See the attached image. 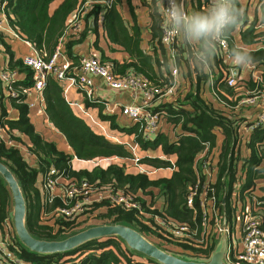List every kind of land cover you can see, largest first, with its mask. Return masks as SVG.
Here are the masks:
<instances>
[{
    "label": "trees",
    "instance_id": "1",
    "mask_svg": "<svg viewBox=\"0 0 264 264\" xmlns=\"http://www.w3.org/2000/svg\"><path fill=\"white\" fill-rule=\"evenodd\" d=\"M85 1L0 0V3L5 10L9 26L21 39L29 42L39 54L48 58L64 36L69 16L77 12ZM106 1L107 3L104 4L92 2L85 16L86 20L89 17L96 20L102 12V25L107 38L112 42L118 41L129 55L130 60L123 64L112 60L111 70L122 74L135 73L152 87L170 84L172 77L169 59L160 41L161 13L155 1L151 0L149 18L159 74L147 72L150 56L141 52L138 32L129 35L124 27L123 19L115 8L116 2L120 0ZM181 1L185 7V0ZM213 1L190 0V7L193 10L192 13L190 12L191 15L194 12L207 13ZM232 5L236 22L227 26L224 32L228 40V49L234 57L237 53L244 54L248 62L260 68L259 78L250 77L243 81L237 78L236 86H228L223 70L228 62L225 63L223 59L216 60L220 72L219 75L212 73L214 101H205L200 95L198 85L204 81L207 83L208 75L199 73L194 80L191 73L186 71L187 68L185 70L184 65L191 58L197 60L196 53L199 55L204 53L201 61L208 62L207 55L213 52L210 35L201 36L198 47L188 45L183 37L184 40L176 41V64L182 70L181 75L187 76L195 85L193 84L192 88L190 86L175 99H170L171 101L162 103L161 100H153V106L159 102L153 107L154 111L161 112L165 116L166 123H169L173 129L178 128L174 131L173 139L164 132H158L152 138H145L144 129L140 128L139 122L119 121L117 114L105 113L101 105L85 101L86 109L91 114L92 111L95 112L97 119L108 126L113 135L123 134L133 138L138 145V153H141L139 164L145 172H140L130 165L129 158L132 153L125 143L107 139L99 129L87 121L89 119L87 116L80 113L76 107L69 105L63 95V83L53 76L48 78L43 90L44 111L51 124L64 136L70 148L68 152L37 132L28 116V108L23 96L4 95L0 88V126L2 134L11 142V144L6 143L0 138V162L10 170L21 189L26 205L25 226L33 237L46 241L64 239L91 227H78V222H82L79 219L81 216H90L91 212L98 210L96 218L102 220L101 225L127 226L167 253L186 260L206 261L219 249L218 237L214 232L215 223L222 219L230 230L236 225L235 205L232 201L235 188H238L242 201L246 195L253 200L251 213L258 218L259 227L264 231V185L261 186L262 194L254 195L257 180H264V126L250 130L246 141L248 156L240 157L239 150L237 151L239 129L247 121L245 119L241 123L243 119L238 118L241 115L237 105L243 97L252 92H264V46L248 50L238 48L232 35L237 25L241 23L240 36L245 44L255 45V42L261 38L264 45V29L257 30L255 24H248L245 27L246 14L241 10V2L232 0ZM258 6L259 24L264 27V0H260ZM87 28L88 25L85 29ZM84 37L85 30L76 34L71 33L63 44L64 53L74 66L78 65L79 59L73 55L72 47L82 42ZM0 43L5 46L8 54V68L26 73L23 82L14 85L30 87L32 71L24 65L22 59L13 58L2 33H0ZM183 52L189 54L187 59ZM5 97L9 99L12 108L17 110L16 118L7 115L2 101ZM215 131H219L222 135L218 146ZM20 144L27 146V151L34 158L33 163H29L24 158L18 147ZM214 151L217 153L214 154ZM159 155L165 158H160ZM73 158L96 163L91 169L74 170L71 163ZM101 159H113V161L102 167L98 163ZM205 167H208L211 173L214 171V179L207 180ZM50 169L55 170L54 176L58 175L64 181L70 180L76 183L85 181L93 188L133 195L139 209H127L104 200L84 207L80 214L68 220L56 213L57 208L65 206L68 202L62 192L53 193L49 201V195L37 187V178L39 176L45 178ZM159 170H170V174H161ZM195 185L198 186V193L205 192L207 203L216 209L217 217L208 214L204 216L198 193L194 197L193 207L187 206V194ZM160 198L163 202H159ZM11 212L12 198L7 183L0 174V229L9 221ZM162 219L172 225L188 226V234L182 237L174 236L166 226L160 224L159 220ZM14 236L17 257L35 264H130V256L134 254L144 257L149 264H161L151 257L132 250L116 235L104 237L105 239H102L103 237L90 239L70 250L56 253L29 251L20 243L18 237Z\"/></svg>",
    "mask_w": 264,
    "mask_h": 264
},
{
    "label": "built area",
    "instance_id": "2",
    "mask_svg": "<svg viewBox=\"0 0 264 264\" xmlns=\"http://www.w3.org/2000/svg\"><path fill=\"white\" fill-rule=\"evenodd\" d=\"M105 2L107 3V1ZM91 3L90 0H86L79 7L73 18V25H70L71 29L65 31L64 36L59 40L55 51L50 57L47 58L45 55L39 54L29 42L24 41L32 48V52L22 58L24 65L32 71L31 86L27 88L15 86L13 84L14 78L12 77V74L7 76L5 70H3L2 76L0 75V81L2 82L3 88L6 89L5 95H10L11 97H19L18 95L23 96L28 109L36 108L37 106L42 107L44 103L43 90L48 78L53 76L56 80L63 83V94L67 92L69 86H72L82 95V98L85 101L101 105L105 113L120 114L129 118L133 123L139 122L140 128L143 127L144 129L145 138H152L163 127V123H165V116L162 115L161 112L154 111L153 100L157 99L165 101L166 99H175L177 96H180L178 90V76L180 74V69L176 64L175 43L179 39H182V32L185 28L183 25L179 28L173 25L169 10L175 5L189 16L188 10L183 6L181 0H161L159 10L161 13L160 41L170 57V75L172 78L170 84L163 85L162 87H152L144 78L135 73L121 75L112 71L110 64L105 65L100 62L95 55L82 57L79 64L74 66L72 61L64 53L63 44L66 37L71 35V33L76 34L81 31L80 22L78 20L88 13ZM8 27L12 29L7 22L3 5L0 3V33L3 34L10 32L18 37L17 33L13 29L10 31ZM226 27L221 30L219 35H210L211 44L213 45V55L218 59H223L225 63L233 57L228 49V40L224 34ZM255 28L259 30L262 29L263 26L258 24ZM263 46V40L260 38L259 47L263 48ZM195 56L197 59H202V56L197 53ZM226 64L227 67L223 68L224 73L226 74V83L228 86H236L238 84V76L233 73V65ZM251 67L252 70L256 68L253 64ZM75 69L79 70L77 75L75 74ZM207 75V83L213 90V76L211 71L207 72ZM93 76L102 78L104 83L113 90L129 91L132 101L129 104L123 105L121 103H110L103 98H97L93 92L95 86L92 78ZM253 78H259V76ZM138 97H140V102H137ZM69 104L73 105L71 102ZM75 106L84 116H87L89 119L92 118L83 104H75ZM247 106L257 107V109L253 120L250 123L244 124L242 131L239 129L238 137L239 140L242 141L246 138V132L264 126V92H252L251 94L246 95L239 101L237 108ZM1 133L2 128L0 126V135ZM105 133L106 132L104 131L103 134ZM117 142L120 141L117 140ZM126 145L132 153L129 158L131 162L130 165L140 172H145V169L139 164L140 156L138 155V145L136 143H128ZM202 155L203 153L200 157ZM159 157L165 158L163 156ZM205 169L207 180L210 181L212 175L211 170H209L208 167H205ZM54 175L55 170L50 169L45 178H42V188L45 194L47 193L49 195L50 201L57 186L61 184L60 191L68 202L65 206L57 208L56 213L68 220L73 219L80 214L84 207L104 200H108L115 205H121L127 209H139V205L133 195L113 193L108 189L93 188L85 181L80 183L70 180L64 181L62 177ZM198 192L197 185L189 189L186 197V204L188 207H193V200ZM198 194L200 207L204 211V216L208 214L209 216L217 217L216 209L213 205L210 206L207 203L205 192L202 191ZM12 216L11 212L9 215V221H7L5 225H3V228L0 229V264H35L21 260L15 253L17 249L14 235L16 234ZM44 216L42 218H44ZM159 222L161 225L166 226V229L171 231L174 236L182 237L188 234V226L186 225H172L169 222L166 223L163 219L159 220ZM237 222H239L241 229V248L239 250H235L233 245L227 242V237L231 239L234 231L230 230L229 226L222 219L215 223L214 232L217 234L218 239H222L223 237L226 239L223 261L226 264H264V231L259 227L258 218L253 216L251 210H248L247 207H245L236 215V223Z\"/></svg>",
    "mask_w": 264,
    "mask_h": 264
},
{
    "label": "crops",
    "instance_id": "3",
    "mask_svg": "<svg viewBox=\"0 0 264 264\" xmlns=\"http://www.w3.org/2000/svg\"><path fill=\"white\" fill-rule=\"evenodd\" d=\"M105 1L106 0L98 1V2H100L101 4H104ZM154 1H155L156 6L159 7V10H160L161 0H154ZM184 2H186L185 7L188 10V13L190 16L191 13L193 12L192 8L190 7V0H185ZM239 2H241V5H242L241 10L245 11V14H246L245 16H246L247 24L245 27H247L248 24L249 25H253V24L258 25L259 21H260V9L258 6L260 4V0H239ZM150 3H151V0H120V1L116 2L115 8L119 12L120 16L122 17L123 25L126 28V30L128 31V34L132 35L133 32H135V31L138 32L139 38H140V44H139L140 50L144 55L150 56V59H148V64H147V68H148L147 72H150L152 74H153V72L155 74H159V66L156 63V58H155V50H154L155 43H154V40L152 39V35H151V31H150V18H149ZM75 14H76V12H74L73 14H71L69 16L68 25H67V29H69V30L71 29V26L73 25L72 21H73ZM249 15H250V17L252 16L253 19H250ZM102 18H103L102 12L99 14V17L96 20H94L92 17H89L86 20L85 15L83 17L79 18L78 21L80 22V29H81V31L85 30V37L83 38L82 42L73 45V47H72L73 55H75L77 57V59H79V61L82 57L95 55L100 60V62L104 63L105 65L110 64L112 60H116L120 64H123V63L129 61L130 58H129L128 53L122 48V46H120V44H118L119 42L118 41L112 42L109 38H107L105 29L103 28V25H102ZM240 24L241 23H239L237 25V27L235 28V30L232 32L235 45L238 48H242L244 50L252 49L253 47H259L260 39L257 42H255V45H253L254 43L253 44H245L244 43V41L242 40V38L240 36V30L242 29V25H240ZM87 25H88V28L85 29L87 27ZM263 29H264V27L262 29H259V30H263ZM11 30L12 29H10V31ZM68 36L66 37V39H68ZM3 37H4V42L6 45H8L10 51L13 54L14 59H18V58L22 59L25 55L32 52V48L30 46H28L24 42L25 40L21 39L19 36L16 37L9 32V33H3ZM182 37L186 39V42L188 43V45L191 44V45H196L198 47L199 39L190 38L185 29L182 32ZM205 49L208 50V48H206V47H205ZM185 53L186 52H183L185 59H187L189 54L188 53L185 54ZM156 54L158 56H160L159 53L156 52ZM201 56L203 58L204 53ZM207 56H208L207 57V59H208L207 63L202 62L201 59L194 60L192 58L186 62L187 65L185 63V65H184L185 70L187 68L186 71L191 73L194 80L196 79V77L199 73L207 74V72L211 71V73H213L215 75H219L220 69L217 67L218 64L216 65V63H215V61L219 60V59H217L212 54V52L211 53L209 52V55H207ZM166 57H167V59L170 58L169 55L167 54V52H166ZM140 58H143V57H140ZM234 58H235L234 56L231 57L229 60H227V62H228V64L233 65V68H234L233 73L236 76H238L237 77L238 79L243 81V80H246L250 77H255V76L259 75L260 68H257L255 66L256 68L252 70V67H251L252 63H250V62H248L245 66L234 65L232 63ZM170 67H171V61L169 59V68ZM3 70H5V74L7 76L12 74V77L14 78L13 84L23 82V80L26 77L25 72H20L17 69L10 70L8 68V54L5 51V46L2 43H0V75L1 76H2ZM181 72H182V70H180V74L178 76V87L180 88V84H181V80H182L183 82H186L192 88L193 84H194V83H191L192 80L189 79L186 75H185L186 77H183V75H181ZM78 73H79V70L75 69V74L77 75ZM139 73H141V72H139ZM118 74L125 75L122 73H118ZM141 74H143V73H141ZM92 78H93L94 83H95L93 92L97 98H103V99L108 100V102H110V103H121L123 105L129 104L132 101V97H131L129 91L113 90V89L109 88L104 83L102 78L96 77V76H93ZM201 83H200L201 85L200 84L198 85V89L200 91L201 97L203 99H205V101H207V100L208 101H214V93H213L212 88L205 81L201 82ZM0 88L5 95L6 89L3 88L2 82L0 83ZM63 95H64V97L68 103L71 102L73 104L72 107H76L75 104H81V105L83 104V106H84L85 100L82 98V95L79 92H77V90L74 87L69 86L67 88V92L64 93ZM0 99H1V94H0ZM8 100L9 99H7L6 97L4 99H2V101L6 107L7 115L10 118H16L18 116V112L16 109L12 108V106ZM43 100H44V98H43ZM169 100L166 99L165 101H169ZM137 102H140V97H138ZM161 102L164 103L163 101H161ZM157 104H159V102H156L154 104V106ZM44 105L45 104L43 103L42 107L37 106L36 108H31V109L29 108L28 109V116H29L31 122L34 124L37 132L40 133L46 140L54 141L57 143L59 148L64 149L67 152L70 151V148H69L64 136L48 120V117L44 111ZM256 109H257V107L247 106V107H241V109H237V110L240 113V115L246 117L247 121L245 123H250L255 116ZM88 113L92 116V118L88 119L87 121L93 127L99 129L102 132V134L105 131L106 133L103 135L107 139L115 141V142H117V140H118V141L126 143V144H128V143L134 144L135 143V141H133V138L131 136H126L123 134H118V137L114 136L113 132L109 129V127L104 125L102 122H100L97 119V117L95 116V112L92 111V114H93L92 115L91 112L88 110ZM117 116H118L119 121L126 122L129 120V118L122 116L120 114H117ZM176 130H178V128L173 129L170 126V124L166 123V121H165V123H163V127L160 129L159 132H164L165 134L170 136L169 137L170 139H173L174 138V131H176ZM215 132L217 134L216 145L218 146L221 143L222 135L219 131H215ZM249 134H250V131L246 132V134H245L246 138L243 141L241 140L242 141L241 146L239 147L238 146L239 144L237 145V151H238V149H240L239 150L240 157L248 156L246 141L249 138ZM0 138H2L6 143L11 144V142H9V139H7L2 133L0 135ZM19 150L21 151L24 158L29 163H33L34 158L27 151V146L25 144H20ZM216 153H217V151H214V154H216ZM159 156H161V155H159ZM215 157H216V155L213 158L214 162H215ZM111 161H113V159H109V160L108 159H101L98 161V163L100 166L104 167ZM239 162H241V161H239ZM164 171H167V170H159L158 172L161 174H164V175L170 174V170L167 172H164ZM211 179H214V171L212 172ZM263 185H264L263 179L257 180L255 190H256V192H259V193L254 192L255 195H258V194L261 195L262 194L261 186H263ZM37 187L43 192L42 176H39L37 178ZM60 189H61V185L57 186L54 193L60 194ZM235 196H239V197H241V196L239 195V192H236V193L233 192V194H232L233 205H235V219H236V215L238 214V212L246 207L244 205L245 202L250 201V207L254 206V204L252 202L253 201L252 199L245 197L244 201H242L241 198L237 199V197L235 198ZM159 202H163L162 198H160ZM239 202H240V204H239ZM233 231H234V234L231 236V239L226 236L227 242H229L231 245H233L235 250H239L241 248V244H240L241 229H240L239 222L236 223V226L234 227ZM218 242H219V248H220L221 239H218Z\"/></svg>",
    "mask_w": 264,
    "mask_h": 264
},
{
    "label": "water",
    "instance_id": "4",
    "mask_svg": "<svg viewBox=\"0 0 264 264\" xmlns=\"http://www.w3.org/2000/svg\"><path fill=\"white\" fill-rule=\"evenodd\" d=\"M92 2L104 0H91ZM0 174L7 183L12 198V217L15 234L26 249L36 253L65 252L79 244L94 238H104L116 235L120 237L129 248L157 260L161 264H226L223 255L226 239H221L220 248L206 261L186 260L167 253L150 242L137 231L123 225H96L81 230L61 240H41L33 237L25 226L26 205L21 189L10 170L0 162Z\"/></svg>",
    "mask_w": 264,
    "mask_h": 264
},
{
    "label": "clouds",
    "instance_id": "5",
    "mask_svg": "<svg viewBox=\"0 0 264 264\" xmlns=\"http://www.w3.org/2000/svg\"><path fill=\"white\" fill-rule=\"evenodd\" d=\"M169 15L173 25L177 28L183 25L192 39L212 34L219 35L222 29L236 22L232 0H214L207 13L194 12L190 17L173 5L169 10ZM232 63L245 66L248 63V58L242 53H237Z\"/></svg>",
    "mask_w": 264,
    "mask_h": 264
},
{
    "label": "rangeland",
    "instance_id": "6",
    "mask_svg": "<svg viewBox=\"0 0 264 264\" xmlns=\"http://www.w3.org/2000/svg\"><path fill=\"white\" fill-rule=\"evenodd\" d=\"M249 17H250V15H249ZM250 19H253L252 16L250 17ZM189 87H190V86H189L186 82H183V81L181 80L180 88L178 89V90H179V93H180V94L184 93L185 91H187V89H188ZM237 109H241V108H237ZM237 116H238V115H237ZM238 118L243 119V120L241 121V123L246 119V117H245V116H242V115H241L240 117H238ZM129 120H130V119H129ZM130 121H131V120H130ZM244 124H245V123H244ZM242 129H243V124H242V126L240 127V131H242ZM244 131H246V130H244ZM114 136L118 137L117 134H114ZM111 141H112V140H111ZM238 144H239L238 146L240 147L241 144H242V141L239 140V141H238ZM238 150H240V149H238ZM139 154H141V153L139 152L138 155H139ZM71 163H72V167H73V169H74V170H78V169H80V168L91 169V168L93 167V165H94L96 162H95V161H84V160H79V159L73 158L72 161H71ZM255 189H256V188H255ZM255 189H254V192H255V193H259V192H256ZM233 192H235V193L238 192V188H235ZM253 194H254V193H253ZM254 195H255V194H254ZM258 195H260V194H258ZM236 197H237V199H238V198L240 199L239 196H235V198H236ZM245 197L248 198V195H246ZM239 204H240V202H239ZM253 204H254V203H253ZM256 204H257V202H256ZM244 205L247 207L248 210H250V201L245 202ZM98 212H99L98 210H95V211L91 212L92 215H90V216H86V217L81 216L80 219H79V221H82V222H78V223H79L78 227H86V226H96V225H101V224H102V220H98V219L96 218V215L98 214ZM46 217H47V216H46ZM82 217H83V218H82ZM239 218H241V217H239ZM78 223H77V224H78ZM102 239H105V238H102ZM177 257H178V256H177ZM130 258H131V263H130V264H137V263L149 264L148 261H147L144 257L139 256V255H137V254L131 255ZM180 258H182V257H180ZM183 259H184V258H183Z\"/></svg>",
    "mask_w": 264,
    "mask_h": 264
}]
</instances>
